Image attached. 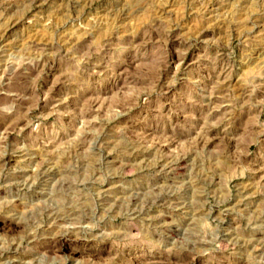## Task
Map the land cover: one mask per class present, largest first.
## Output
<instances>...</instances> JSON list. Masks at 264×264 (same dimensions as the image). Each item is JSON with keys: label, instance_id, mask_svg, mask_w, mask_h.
Returning a JSON list of instances; mask_svg holds the SVG:
<instances>
[{"label": "rangeland", "instance_id": "obj_1", "mask_svg": "<svg viewBox=\"0 0 264 264\" xmlns=\"http://www.w3.org/2000/svg\"><path fill=\"white\" fill-rule=\"evenodd\" d=\"M0 264H264V0H0Z\"/></svg>", "mask_w": 264, "mask_h": 264}, {"label": "bare ground", "instance_id": "obj_2", "mask_svg": "<svg viewBox=\"0 0 264 264\" xmlns=\"http://www.w3.org/2000/svg\"><path fill=\"white\" fill-rule=\"evenodd\" d=\"M23 4V3H22ZM137 143V142H136ZM74 230V229H73ZM65 236V235H64ZM67 236H69V235H67ZM73 236V235H72ZM61 237V236H60ZM65 238V237H64ZM59 240V239H58ZM66 241V240H65ZM64 245L62 246V249H65V248H67V244L66 243H63ZM58 245V244H57ZM56 245V246H57ZM59 249V248H58ZM67 250V249H66ZM63 251V250H62Z\"/></svg>", "mask_w": 264, "mask_h": 264}]
</instances>
